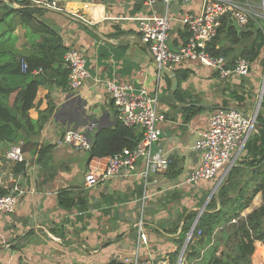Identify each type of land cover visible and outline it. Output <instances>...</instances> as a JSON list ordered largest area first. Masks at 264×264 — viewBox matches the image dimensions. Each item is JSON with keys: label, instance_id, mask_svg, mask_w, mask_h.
I'll return each instance as SVG.
<instances>
[{"label": "crops", "instance_id": "1", "mask_svg": "<svg viewBox=\"0 0 264 264\" xmlns=\"http://www.w3.org/2000/svg\"><path fill=\"white\" fill-rule=\"evenodd\" d=\"M44 1H54L56 8L29 6L39 10L38 19L61 37L67 49L85 54L89 78L75 93L49 82L40 85L28 116L38 119L39 112L47 108V95L55 110L42 128L27 138L24 169L14 172V166L0 158V187L7 190L19 183L25 190L12 214H0V264H132L136 259L150 264H178L188 242L187 232L183 242L178 241L184 223L189 229L193 224L186 221L187 215L195 212L196 218L201 216L224 173L221 170L213 180L196 186H177L199 161L198 152L191 147L207 128L211 112L218 108L252 115L259 102L257 113L264 116L262 54L249 62L246 76L226 80L217 79L213 70L197 62L175 65L169 70L177 80L179 101L171 91V79L159 70L137 31V18L165 13L162 0H156L152 8L142 6L139 0ZM239 1L255 8L261 3ZM13 5V9L21 8L20 4ZM200 6L201 0L170 4L167 14L171 48L176 49L186 36L179 18L197 13ZM256 24L263 28L257 21ZM25 32L19 24L12 32L19 56L30 48ZM250 43V39H243L226 60L239 56ZM105 82L129 83L135 90L144 88L151 95L157 93V111L163 113L164 120L158 123L161 136L153 151L161 150L169 158L170 168L149 174L147 182L139 176L143 171L139 162L135 171L124 170L88 188L84 183L88 167L101 168L107 158L88 161L87 152L58 144L68 129L87 127L95 133L114 126L117 111L104 88ZM188 108L195 109L189 114ZM259 136H249L234 161L228 198L249 196L259 186L264 170V139ZM9 145L0 149L6 150ZM35 146L41 157L33 153ZM176 171L179 174L171 177ZM231 188L234 190L230 192ZM60 192L71 193L77 204L69 210L59 207ZM261 205V192H257L240 215ZM183 264H187L185 258ZM251 264H264V244L255 243Z\"/></svg>", "mask_w": 264, "mask_h": 264}, {"label": "built area", "instance_id": "2", "mask_svg": "<svg viewBox=\"0 0 264 264\" xmlns=\"http://www.w3.org/2000/svg\"><path fill=\"white\" fill-rule=\"evenodd\" d=\"M2 1L12 4H20V2L38 4L48 9L56 8L54 1ZM139 1L146 8H152L156 3V0ZM174 1L185 4L192 0H162L165 6L163 15L151 13L136 19L140 42L148 50L157 66L162 65L171 69L182 62H197L201 66L213 70L219 80L246 76L250 67L247 60L239 57L235 60L233 68L226 67L225 60L222 57L209 55L205 50V45L215 37L223 18L233 19L240 28L245 26L250 19L264 18V0L258 8L256 7L258 10L248 2L239 0H201L200 10L197 13H186L179 18V23L186 36L184 42L176 49L169 45L171 24L167 14L170 4ZM262 31L264 34V27ZM64 63L68 70L66 89L70 93H75L89 78L85 54L70 48L64 54ZM26 69L27 64L22 61L21 70L25 71ZM104 88L115 105L116 121L127 128L138 129L141 139L134 148H125L121 152L107 157L103 167H88L84 174L85 186L95 187L118 176L124 170L135 171L139 162H142L143 165V171L139 172V176L145 181L149 174L156 175L165 171L170 163L169 158L161 150L153 151V145L158 142L161 136L158 123L164 120L163 113L157 111V93L151 95L144 88L135 90L129 83L105 82ZM256 116V111L252 115H246L233 108H218L211 112L207 128L199 133L198 139L191 147L192 150L198 152L199 161L177 183V186H196L211 181L219 171L224 170L219 182L215 185V191L220 181L230 171L239 153L243 151L249 136L258 134L260 126ZM91 132L87 127L68 129L60 137L58 144L87 152L90 150L93 140L94 133ZM21 146L22 143L18 142L10 144L6 150L0 149V158L13 166L17 163H24ZM24 191L19 183L10 186L6 193L0 196V214H12ZM197 220H194L186 233L187 241L193 238ZM196 234L200 235V231H196ZM140 239L141 241L145 240L143 234H140ZM183 253L181 252L178 264H183ZM132 264L150 263L146 260L136 259Z\"/></svg>", "mask_w": 264, "mask_h": 264}, {"label": "trees", "instance_id": "3", "mask_svg": "<svg viewBox=\"0 0 264 264\" xmlns=\"http://www.w3.org/2000/svg\"><path fill=\"white\" fill-rule=\"evenodd\" d=\"M20 5L21 8L13 9L0 0V148L21 142L24 151L29 135L40 130L55 110L47 95V108L39 112L38 119L32 120L28 116L38 87L49 82L56 87L66 88L68 70L64 54L68 49L61 37L38 19L39 10L25 2H20ZM257 20H249L238 31L229 18H223L215 37L206 43V52L212 57H222L229 68H233L239 57L254 62L264 48V34L256 24ZM17 24L25 29L30 45L28 53L23 56H19L14 47L15 36L12 32ZM243 39H250L251 43L240 51L239 56L226 60L235 53V46ZM22 61L27 64L25 71L21 70ZM178 94L177 89L174 95L180 101ZM192 109L195 108H188L186 112L191 114ZM256 119L260 126L258 135L264 139V116L257 113ZM140 139L139 130L127 128L116 121L113 127L101 128L93 134L87 159L107 158L125 148L132 149ZM36 147L33 153L41 157L42 153L36 151ZM169 168L170 165L167 170ZM13 169L14 172L22 171L24 163L15 164ZM234 172L233 168L228 172L226 181L219 185L198 218L193 238L188 240L183 253L187 264H251L255 243L264 244V170L259 186L249 196L228 198V187L232 184ZM178 174L179 171H176L171 177ZM257 192H261L262 205L241 216L240 213L248 207ZM5 193L6 190L0 187V196ZM57 201L59 207L65 210L77 204L69 192L58 193ZM195 216V212L189 213L186 221L192 222ZM185 224L178 240L181 243L189 229ZM198 230L200 235L196 234Z\"/></svg>", "mask_w": 264, "mask_h": 264}, {"label": "water", "instance_id": "4", "mask_svg": "<svg viewBox=\"0 0 264 264\" xmlns=\"http://www.w3.org/2000/svg\"><path fill=\"white\" fill-rule=\"evenodd\" d=\"M8 7H10V8H14V5L11 3V2H7V1H5L4 2ZM230 20H231V22H232V25L235 27V29L236 30H240V27L238 26V24L236 23V21H234L233 19H231L230 18ZM158 68H159V70L164 74V75H166L167 77H169L170 79H171V91L172 92H175L176 91V89H177V80H176V78H175V76H174V73H173V71H171V70H169L167 67H165V66H162V65H158ZM214 192H212L211 193V195L213 194ZM209 199V198H208ZM199 217V216H198ZM198 218H196V220H197ZM186 242H187V240H186ZM186 244V243H185Z\"/></svg>", "mask_w": 264, "mask_h": 264}, {"label": "rangeland", "instance_id": "5", "mask_svg": "<svg viewBox=\"0 0 264 264\" xmlns=\"http://www.w3.org/2000/svg\"><path fill=\"white\" fill-rule=\"evenodd\" d=\"M261 3H262V0H261ZM260 3V4H261ZM260 4L258 5V7L260 6ZM263 10V9H262ZM250 20H254L255 21V19H250ZM258 21V23L260 24V26H263L264 27V18L262 17L261 19H260V21L259 20H257ZM261 54H262V57H261V67H263V65H264V48H263V50H262V52H261ZM260 101V100H259ZM258 106H259V102H258V104H257V109H256V112L258 111ZM221 184V183H220ZM219 184V185H220ZM219 187V186H218ZM218 187L215 189V191L218 189ZM231 190H234V189H230V192H231ZM197 216V215H196ZM196 216L193 218V220H192V222H194V219L196 218Z\"/></svg>", "mask_w": 264, "mask_h": 264}]
</instances>
